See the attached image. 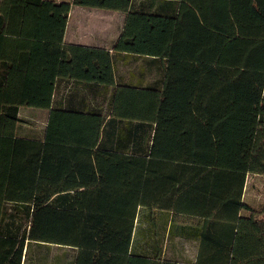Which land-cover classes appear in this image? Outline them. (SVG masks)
Segmentation results:
<instances>
[{"label": "trees", "instance_id": "obj_1", "mask_svg": "<svg viewBox=\"0 0 264 264\" xmlns=\"http://www.w3.org/2000/svg\"><path fill=\"white\" fill-rule=\"evenodd\" d=\"M72 6L124 13L111 51L163 60L160 86L116 85L108 50L65 45ZM63 79L83 92L53 103ZM27 107L48 112L40 138L18 135ZM248 175L264 176V0H0V264L34 243L75 264H264ZM153 212L201 219L194 263L163 259Z\"/></svg>", "mask_w": 264, "mask_h": 264}, {"label": "rangeland", "instance_id": "obj_2", "mask_svg": "<svg viewBox=\"0 0 264 264\" xmlns=\"http://www.w3.org/2000/svg\"><path fill=\"white\" fill-rule=\"evenodd\" d=\"M52 1L71 2V0ZM71 8V24L80 21V25L84 26V29L81 30L83 34L82 41L93 46L94 44L103 45L104 48L111 50L115 42L114 38H116L119 31L120 33L122 31L125 14L77 6H72ZM100 39H103V44ZM110 40H113V42L108 45ZM109 54L112 55L116 85L152 88L160 86L163 74V60L117 51H111ZM23 110L29 112L37 109L27 107ZM25 112L22 114V119L25 122H29L30 116ZM39 119L40 121L37 125L42 127V117L40 116ZM42 131H40L41 134ZM243 199L247 205L257 210L264 207V176L248 175L246 177ZM140 215L145 216L146 213L140 212ZM153 215L156 216V226L162 231L163 259L180 263H191L197 252V239L201 220L197 217L175 213L153 212ZM141 223L145 227V221Z\"/></svg>", "mask_w": 264, "mask_h": 264}, {"label": "crops", "instance_id": "obj_3", "mask_svg": "<svg viewBox=\"0 0 264 264\" xmlns=\"http://www.w3.org/2000/svg\"><path fill=\"white\" fill-rule=\"evenodd\" d=\"M71 12H72V8L69 12L67 24H66L65 31H64V37H63L64 44L69 45V46L73 45V46H84V47L97 48V49L100 48V49L108 50V52L110 53L111 50L104 48L103 45L98 46L97 44H94L93 46V45L86 44V42L82 41L81 38L83 34L81 33V30L84 29L83 28L84 26L80 25L81 24L80 21H77L71 24L70 22ZM119 34H120V31L118 32V35H116V38H114V41L119 37ZM100 40H101V43L103 44L104 42L103 39H100ZM111 42H113V40H110L108 45H111ZM54 87H55V93L53 96V103H56V104H61L63 102L62 99L69 92L76 91L78 92L79 95H81V92H83L81 89L82 87H81L80 81H74V80H69V79H63V80L56 81ZM23 109L24 108H21L19 111V118L21 119H22V114L25 112V110ZM25 113L29 114L30 119L26 125H22L21 127L18 128V135L21 137H27V138H32V137L40 138L42 136L40 131L44 130L48 112L45 110L37 109V110L25 112ZM38 116L42 117V120H41L42 127L37 125V123H39L40 121ZM77 253L78 252L75 249V247H72V246H67V245L60 246V245H55V244H44V243L35 244L34 243V244H31L30 254L26 261L24 260V252H23L21 264H75V259H76L75 257ZM195 258H196V254L194 255L193 261L191 263L195 262Z\"/></svg>", "mask_w": 264, "mask_h": 264}]
</instances>
